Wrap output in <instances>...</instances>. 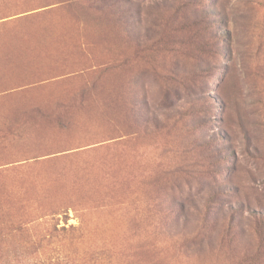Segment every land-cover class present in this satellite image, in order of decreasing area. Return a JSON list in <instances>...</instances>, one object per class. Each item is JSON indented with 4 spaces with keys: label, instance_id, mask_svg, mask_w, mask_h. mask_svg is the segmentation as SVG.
<instances>
[{
    "label": "rangeland",
    "instance_id": "374dc122",
    "mask_svg": "<svg viewBox=\"0 0 264 264\" xmlns=\"http://www.w3.org/2000/svg\"><path fill=\"white\" fill-rule=\"evenodd\" d=\"M0 264H264V0H0Z\"/></svg>",
    "mask_w": 264,
    "mask_h": 264
}]
</instances>
